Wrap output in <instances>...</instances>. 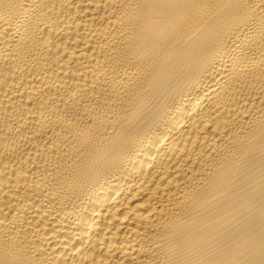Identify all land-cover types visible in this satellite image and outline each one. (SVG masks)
I'll list each match as a JSON object with an SVG mask.
<instances>
[{
  "label": "bare ground",
  "instance_id": "1",
  "mask_svg": "<svg viewBox=\"0 0 264 264\" xmlns=\"http://www.w3.org/2000/svg\"><path fill=\"white\" fill-rule=\"evenodd\" d=\"M0 264H264V0H0Z\"/></svg>",
  "mask_w": 264,
  "mask_h": 264
}]
</instances>
